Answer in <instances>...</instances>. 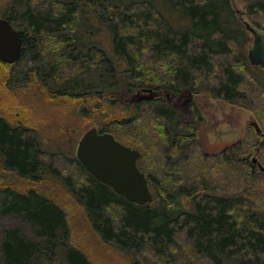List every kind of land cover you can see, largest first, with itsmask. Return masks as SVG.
<instances>
[{"label": "trees", "instance_id": "16d2710c", "mask_svg": "<svg viewBox=\"0 0 264 264\" xmlns=\"http://www.w3.org/2000/svg\"><path fill=\"white\" fill-rule=\"evenodd\" d=\"M129 1L13 0L3 17L20 30L21 56L15 64L27 54L37 61L33 59L24 77L13 71L15 64L0 62V215L21 216L34 236L26 239L17 228L6 231L1 263L113 264L119 259L125 264H264V196L251 199L240 190L219 196L218 188H207L203 180L184 182L188 175L178 171L168 154L187 149L190 124L173 107L158 104L157 98L140 103L127 99L134 90L164 89L240 105L253 91L247 69H255L247 58L245 27L235 20L228 0H162L178 19L188 20L178 28L159 12L155 16L157 9L150 0ZM242 1L247 15L261 18L253 27L264 33V0ZM104 40L106 47L98 42ZM48 50L54 52L49 66ZM142 61L169 62L166 79L152 78ZM19 81L25 84L20 87ZM24 90L32 94L23 102L29 108L20 104ZM37 99L89 120L99 133H109L131 149L113 128L146 118L156 122L166 156L160 157L153 142L147 151L138 150L137 160L152 202L129 203L89 175L75 156L60 149L45 152L42 120L34 106ZM143 105L148 106L145 114ZM122 107L132 118L122 115ZM192 108L198 117L197 108ZM250 152L258 154L253 146ZM256 156L252 157L256 163L247 158L241 162L248 167L249 187L264 178ZM204 158L198 160L205 164ZM163 159L168 163L163 165ZM156 160L161 173L150 168ZM140 162L148 173L140 169ZM235 163L227 162L233 169ZM62 166L74 174H65ZM255 169L262 178L251 175ZM175 171L183 174L181 178L173 175ZM220 175L211 174V179L217 181ZM181 199L189 205L180 206ZM72 210L95 238L99 252L81 247L79 234L70 227ZM176 251L184 252L182 257Z\"/></svg>", "mask_w": 264, "mask_h": 264}, {"label": "rangeland", "instance_id": "374dc122", "mask_svg": "<svg viewBox=\"0 0 264 264\" xmlns=\"http://www.w3.org/2000/svg\"><path fill=\"white\" fill-rule=\"evenodd\" d=\"M129 0H123L124 3H127ZM263 1V0H261ZM116 4V0H112ZM130 2V1H129ZM231 10L233 11L235 20L240 23L243 27V23H248L251 26H254V21L261 23V18L253 17L251 18L247 15V5L242 0H228ZM150 3L153 4L157 10L155 11V16L158 17V12L162 15L163 18L167 19L169 23L174 27L178 28L181 25H188V20L178 19L176 13L171 10L162 0H150ZM13 6V0H0V18H3L10 8ZM20 11V10H18ZM156 17V18H157ZM255 27V26H254ZM14 28L18 31L19 27L17 23H14ZM259 30V29H258ZM247 47L250 48L252 45V36L250 33H246ZM102 47H106L108 43L104 41H98ZM47 48V47H46ZM247 48V49H248ZM49 54V55H48ZM46 55V62L48 66L51 63V60L54 59V52L50 53L48 50ZM35 56L26 55V57L14 65V72L23 76L26 73V70L32 67V62ZM31 61V62H30ZM37 60L34 59V62ZM142 61L143 64L147 65V73L160 78V80L166 79L167 74L169 73L170 63L167 61ZM248 76L252 79L249 81L252 95H246L243 101L239 104H231L224 100L218 98H211L209 95L201 94L197 95L196 93L189 91H182L180 94H175L171 91L164 89H157V103L158 104H167L176 110L179 117L187 121L190 124L186 130V135L189 136V142L185 151H176L174 153H169V158L172 162H175L177 169L180 168L183 170L184 174L188 175V178L184 182H195L204 181L207 188L209 186L212 189L218 188L217 194L220 195H230L236 193L240 190L239 194L244 191L251 199L257 198L259 196H264V178L261 182H258L255 186L249 187L246 182L247 178V169L246 165L243 166V158H247L248 161L252 157H257L261 165L264 166V69L255 67V69H247ZM24 77V76H23ZM22 77V78H23ZM151 78L147 79L148 82ZM257 80L256 82L253 80ZM19 86L22 87L25 83L19 81ZM245 90V89H244ZM139 90H134L132 94H135ZM22 98H20V103L24 107L29 103H24L27 101L32 94L21 91ZM30 92V91H28ZM246 93H249V89L246 90ZM263 94V95H262ZM130 95V97H131ZM32 98V97H31ZM129 99V97L127 98ZM31 102V101H30ZM35 107L37 110V115L39 120H42V128L40 130L43 132L41 135V141L43 142L42 147L45 149V152L52 154V151L59 150L65 152V154L70 156H75L77 142L84 132L90 129L89 120H82L80 118L68 115L65 113V109L60 108L59 106L51 105L50 103H43L39 99L35 101ZM243 105V106H242ZM148 106H142V113L145 114L144 110ZM196 107L198 110V117L194 118V113L192 112L193 108ZM29 108V107H28ZM123 109V107L121 108ZM122 115L126 119L132 118L129 115L131 112L129 110H121ZM129 116V117H128ZM129 122L130 121L129 119ZM159 122V121H157ZM253 122L257 123L258 128L261 130V134H257L251 124ZM134 125L128 123L123 129L113 128V132L122 137L125 144H129L130 147H133L135 150L147 151L153 142L157 147V151L160 152L161 156H166L161 150V143L159 142V132L156 130V122L150 121V118L143 119L141 121H134ZM99 129L98 126H93ZM144 128H147V131H144ZM130 130H138L142 135H131ZM49 133V134H48ZM51 134V135H50ZM113 134V133H112ZM155 136V137H154ZM258 145V146H256ZM257 149L258 154L255 155V152H250L251 148ZM251 147V148H250ZM244 151V152H243ZM156 153V152H155ZM157 155H155L156 157ZM202 156L206 159V163L202 164L198 157ZM188 158V162H182L183 159ZM216 159L220 160L219 162H214ZM227 160V161H226ZM237 162L236 167H228L227 162L230 161ZM242 160V161H241ZM225 162V163H223ZM168 163L166 159L162 160V164L165 165ZM184 163V164H183ZM161 164V165H162ZM143 166V165H142ZM139 163L140 169L147 172L145 168ZM65 174L72 173L71 169H67L65 166L61 167ZM151 169H159L161 173L162 167L159 166L158 161L156 160L153 166H150ZM204 170V172H203ZM178 171H180L178 169ZM148 173V172H147ZM74 173H72L73 175ZM211 174L221 176L217 179H211ZM230 174V178H227L226 175ZM177 178H181L182 173L175 171L173 174ZM181 175V176H179ZM251 175L258 176L262 178V175L258 174L257 169L254 170V173ZM3 177V176H1ZM238 177V178H237ZM7 177H3L6 179ZM77 180L82 179L81 176L77 177ZM235 178L238 179V182H235ZM10 179V178H9ZM258 180H261L258 178ZM1 181V180H0ZM14 181V180H13ZM81 181V180H80ZM45 191L47 193L48 184L43 183ZM0 182V186H1ZM20 186H22L20 184ZM210 189V188H209ZM215 194V193H213ZM216 194V195H217ZM260 200L259 198H257ZM254 201H257L254 199ZM189 202L180 200V206H188ZM1 204V203H0ZM1 207V205H0ZM1 211V210H0ZM72 210L71 215V231L74 235L79 234V239L81 238L80 244L81 247L88 252L100 251V246L97 245L95 238L89 230L86 229V226L83 222L77 219V216ZM19 229L21 234L29 240H34V236L31 232L30 226L26 221L19 215L9 214V215H0V264L1 263V244L3 240L4 233L8 230ZM81 228L83 230H81ZM110 249L107 251L108 253ZM106 252V253H107ZM184 252H177L176 255L182 257ZM174 255V254H173ZM149 255H146L148 258ZM149 259V258H148ZM153 260V258H152ZM191 260V258H190ZM150 261V260H149ZM152 264V261L150 262ZM155 263H157L155 261ZM193 263H196L193 260ZM113 264H125V260H115ZM200 264V263H196Z\"/></svg>", "mask_w": 264, "mask_h": 264}, {"label": "water", "instance_id": "95a60500", "mask_svg": "<svg viewBox=\"0 0 264 264\" xmlns=\"http://www.w3.org/2000/svg\"><path fill=\"white\" fill-rule=\"evenodd\" d=\"M243 25L252 36L248 61L252 66L264 69V33L246 22ZM20 56L19 32L7 19L0 18V62L12 65ZM154 96L153 90L143 89L129 97L128 102L152 101ZM251 127L260 133L255 122ZM75 157L96 181L111 188L129 203L143 206L152 202L146 178L137 167L139 152L119 143L111 134L99 133L95 127L88 129L77 142ZM252 162L256 163V159ZM257 166L264 173V167Z\"/></svg>", "mask_w": 264, "mask_h": 264}, {"label": "flooded vegetation", "instance_id": "af4514ba", "mask_svg": "<svg viewBox=\"0 0 264 264\" xmlns=\"http://www.w3.org/2000/svg\"><path fill=\"white\" fill-rule=\"evenodd\" d=\"M142 90H143V89H142ZM142 90H139V91L141 92ZM139 91H138V92H139ZM136 93H137V92H136ZM136 93H135V94H136ZM154 93H155V96H154V99H155V98L157 97V92L155 91ZM133 95H134V94H132L131 96H133ZM154 99H153V100H154ZM136 102H137V101H136ZM141 102H144V101H141ZM137 103H140V102H137Z\"/></svg>", "mask_w": 264, "mask_h": 264}]
</instances>
